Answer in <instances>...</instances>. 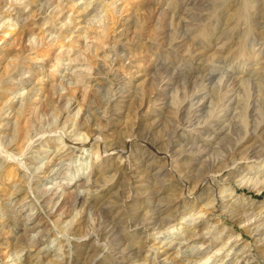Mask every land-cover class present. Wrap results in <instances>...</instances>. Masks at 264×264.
Segmentation results:
<instances>
[{
    "label": "rangeland",
    "instance_id": "374dc122",
    "mask_svg": "<svg viewBox=\"0 0 264 264\" xmlns=\"http://www.w3.org/2000/svg\"><path fill=\"white\" fill-rule=\"evenodd\" d=\"M0 264H264V0H0Z\"/></svg>",
    "mask_w": 264,
    "mask_h": 264
}]
</instances>
